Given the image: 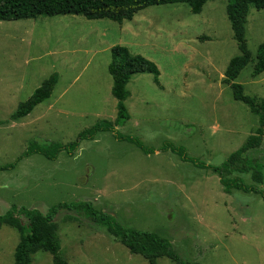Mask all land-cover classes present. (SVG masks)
Masks as SVG:
<instances>
[{"label":"rangeland","instance_id":"rangeland-1","mask_svg":"<svg viewBox=\"0 0 264 264\" xmlns=\"http://www.w3.org/2000/svg\"><path fill=\"white\" fill-rule=\"evenodd\" d=\"M227 4L210 0L200 14L187 4L152 6L122 25L72 15L0 22V166L15 162L33 141L68 144L101 120L114 122L113 46L155 62L162 85L151 74L134 75L126 101L131 119L117 127L152 154L104 132L81 142L72 156L63 152L50 161L33 155L0 172V214L14 205L47 213L61 203L88 201L123 226L160 234L187 260L264 264V200L237 190L228 195L216 174L162 151L169 141L218 167L259 127L258 116L223 83L230 60L240 54ZM247 20L255 58L264 43V12L250 7ZM252 71L250 64L235 83L264 100V73L253 79ZM54 73L59 81L52 97L10 122L18 105ZM248 155L264 157V140ZM74 216L60 211L55 217L68 264H149L104 228ZM19 241L17 230L1 227L0 264H14ZM33 264H53V257L38 252ZM157 264L174 262L164 257Z\"/></svg>","mask_w":264,"mask_h":264},{"label":"trees","instance_id":"trees-1","mask_svg":"<svg viewBox=\"0 0 264 264\" xmlns=\"http://www.w3.org/2000/svg\"><path fill=\"white\" fill-rule=\"evenodd\" d=\"M208 1L210 0H0V22L72 15L83 16L88 20H109L122 25L126 21H132L140 11L152 6L187 4L192 14H200ZM227 1L226 12L240 54L230 60L223 83L231 88L235 101L247 105L251 112L258 116L259 127L247 138L241 148L232 153L227 161L218 167L206 165L190 157L183 146H176L169 141L164 143L162 151L171 152L184 162L216 174L220 179L223 192L228 195H232L237 190L256 194L264 200L262 188L264 157L248 155L249 152L259 149L264 140V100L245 95L244 86L235 83L241 72L250 64L253 65V79L264 73V43L259 46L254 58L246 40V24L250 7L264 12V0ZM111 54L112 61L108 66V72L113 80L111 93L117 102V116L114 122L101 120L91 128L82 131L76 141L68 144L60 142L42 144L33 141L24 153L15 159V162L0 166V172L14 170L20 161L33 155H41L50 161L57 160L63 152L72 156L81 142L93 140L98 134L104 132L113 133L117 140L129 142L147 155L154 152V149L145 146L137 138L118 133L117 127L125 125L131 119L126 101L130 97L128 85L132 77L138 74H151L154 83L162 88L160 70L155 62L140 54H133L126 46H113ZM58 81L57 73L46 79L26 101L18 105L11 115L10 122L22 121L39 105L49 100ZM244 177L250 178L252 183L246 184ZM60 211L75 213L76 216L71 217V220L87 219L104 228L132 255L143 257L149 264H157L158 259L164 257L174 264H199L185 259L172 242L160 234L123 226L113 215L97 209L92 202L88 201L61 203L51 207L47 213H42L38 209L18 208L14 205L6 214H0V229L3 225H7L20 234V241L15 249L14 264H33L34 256L38 252L51 254L53 264H68L61 251L59 225L55 222V217Z\"/></svg>","mask_w":264,"mask_h":264}]
</instances>
